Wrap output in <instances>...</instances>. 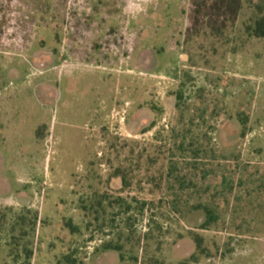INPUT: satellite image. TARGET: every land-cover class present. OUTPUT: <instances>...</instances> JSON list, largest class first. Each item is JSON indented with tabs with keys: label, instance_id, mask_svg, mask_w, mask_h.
Masks as SVG:
<instances>
[{
	"label": "rangeland",
	"instance_id": "rangeland-1",
	"mask_svg": "<svg viewBox=\"0 0 264 264\" xmlns=\"http://www.w3.org/2000/svg\"><path fill=\"white\" fill-rule=\"evenodd\" d=\"M262 32L264 0H0V245L264 264Z\"/></svg>",
	"mask_w": 264,
	"mask_h": 264
},
{
	"label": "trees",
	"instance_id": "trees-1",
	"mask_svg": "<svg viewBox=\"0 0 264 264\" xmlns=\"http://www.w3.org/2000/svg\"><path fill=\"white\" fill-rule=\"evenodd\" d=\"M263 35H264V33L261 34V36H263ZM117 173H118V177L121 178L122 188L124 189V188L129 187V183L126 181V178H125L126 177L125 172L124 171H118ZM88 189L92 190L91 184H88ZM145 203L146 202H142L140 208L138 209V211H140V213L143 212V208H144L145 205H149L148 206V211H147V212H149V210L151 209V207L154 205L155 202L151 201V202H148L147 204H145ZM156 204H160V200L157 201ZM81 212L83 213V218L84 219L87 218V214H85L86 213V209H85L84 206L81 208ZM6 218H7V211L6 210H0V235H1V232H2V226L5 225L4 221H6ZM35 218H36V216H35ZM35 218H33V220H35ZM25 219H26V217H23V218H10L11 221H14L12 226H11V230L9 232V234L11 236L12 243H11V240H10V242L5 243L4 245H0V250L5 249L6 251H8V254L5 257H9V258L12 257L13 258L12 261H13L14 264H18L20 262V257L21 256L25 260L24 264H31V261L34 258V255H35V252H36V250L33 251V239H34V233H35V229H34L35 223L30 221V231H28L29 234H25V233H27L26 231H25V233L21 232V234H20L21 237L27 236V237L31 238V240H29L26 244H24L22 246H19L17 244V238L12 236V234L15 231V227L16 226H18V225L21 226V227L24 226L23 222L25 221ZM150 220L151 221L154 220L153 215H150ZM74 229L75 228H74V226H72V224H67V226H65L64 230H67L69 232V235H72L73 233H75ZM152 239L153 238H152L151 235H149V233L145 234V236L143 235V241H145V240H149L150 241ZM197 242H198L197 240L196 241L194 240V244L195 245H197ZM19 248H21V253L18 252ZM142 250H143V247H142ZM121 251H122L121 247H119L118 245L112 246L111 244H106L101 250H98V253L96 255L104 258V260H105V262L107 264H111L110 262L112 260V256H114V257H116L118 259L119 263L122 264L125 261V255H123ZM0 257L1 258L4 257V254L1 253ZM62 259L63 260H61V261L58 259L55 262V264H75L76 263V260H70L66 256H63ZM130 260L133 261L134 263H136L138 261V259L136 257L130 258ZM155 263L157 264L156 261H155Z\"/></svg>",
	"mask_w": 264,
	"mask_h": 264
},
{
	"label": "crops",
	"instance_id": "crops-1",
	"mask_svg": "<svg viewBox=\"0 0 264 264\" xmlns=\"http://www.w3.org/2000/svg\"><path fill=\"white\" fill-rule=\"evenodd\" d=\"M34 257H35V256H34ZM36 257H37V256H36ZM36 257L34 258L35 261H34L33 264H39V261H40V260H37ZM43 257H44V259H45V258H49V254L44 255ZM45 260H46V261H45L44 264H55V262H54L53 259L50 260V258H49V259H45ZM91 262H92L93 264H107V263L105 262L104 258H102V257H100V256H97V255H95V256L92 257ZM110 263H111V264H120L119 261H118V259H117L116 257H114V256H112V260H111Z\"/></svg>",
	"mask_w": 264,
	"mask_h": 264
}]
</instances>
